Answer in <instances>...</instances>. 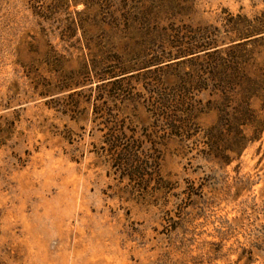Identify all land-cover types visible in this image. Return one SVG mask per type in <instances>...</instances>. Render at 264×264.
Returning a JSON list of instances; mask_svg holds the SVG:
<instances>
[{
	"label": "rangeland",
	"instance_id": "obj_1",
	"mask_svg": "<svg viewBox=\"0 0 264 264\" xmlns=\"http://www.w3.org/2000/svg\"><path fill=\"white\" fill-rule=\"evenodd\" d=\"M152 3L0 0V264H264V0Z\"/></svg>",
	"mask_w": 264,
	"mask_h": 264
},
{
	"label": "trees",
	"instance_id": "obj_2",
	"mask_svg": "<svg viewBox=\"0 0 264 264\" xmlns=\"http://www.w3.org/2000/svg\"><path fill=\"white\" fill-rule=\"evenodd\" d=\"M77 1L82 2L84 4H97L98 1H102V0H77ZM157 5H158L157 0H154V3H152V6L149 7V11L151 10L150 12H155V13H150L149 19L147 21L136 23L138 25V28H140V26H144L141 28V30L144 31L143 37L140 36L138 38V40L144 39L148 42V45L152 44L157 38H159L161 36L159 33H154L157 30V26H158L155 22H157L158 19H160L158 15H161L160 10L163 7V6H157ZM166 8L168 11H174L175 9H177V8H172V7H166ZM180 8L178 9L179 11H181ZM138 9L139 8H137V7L134 8V10H138ZM163 13H167V11L163 12ZM154 14L155 15L157 14V15L152 17V15H154ZM131 21H133V20H131ZM255 22L254 23L251 22L250 24H247V25L246 24H237V26L232 28V30L235 32L238 40L248 39L254 35L262 33L261 28H258V27H262L261 24H258L256 26ZM130 28H136V27L134 24H130ZM210 35H211L210 32H201L200 33L199 30H194V33H192L191 36L181 38L180 40H177V41H174L173 40L174 36H171L170 34H169V36H168V34L165 36H167L166 41L169 43V45L172 46V47L171 46L170 47L174 48L176 50V54H174L172 56L173 59H181V58H185L188 56H192V55H194L200 51H207V50L215 47L216 41ZM123 37L126 40H130L129 36H123ZM130 44L131 43H129V44L124 43V45L122 44V46H123L122 48H124V46L128 47V45L131 46ZM133 44L135 45L136 43H133ZM213 52H215V51H213ZM206 54H209V53H206ZM118 61L120 62V66L113 68V70L110 73H108V76H109L108 79L110 81L107 83H110L111 85L119 84L121 82V79L125 78L122 76H127L130 78L133 76V73L135 71H137V69H135V66L131 62H127L126 59H122L119 57ZM143 65H145L144 68L148 67V66H146V64H143ZM157 83H159V82L157 81ZM181 90L184 91V88H182ZM116 91H118V90H116ZM146 91L148 92L149 95L158 99V101L160 102L158 104L159 106H161V107L164 106L166 108L172 107V106L171 107L168 106L170 104V101H168L166 99L164 100V98L166 97V94H163V92H161L160 90L156 89L154 91V90H151V88H148V89H146ZM175 122L176 121H174V123ZM173 128H178L179 129L178 131H181V129H182V127H175V126H173ZM213 151H212V154L213 153L215 154L216 148ZM218 155H220V154H218Z\"/></svg>",
	"mask_w": 264,
	"mask_h": 264
}]
</instances>
